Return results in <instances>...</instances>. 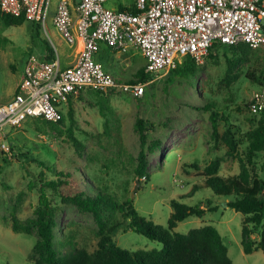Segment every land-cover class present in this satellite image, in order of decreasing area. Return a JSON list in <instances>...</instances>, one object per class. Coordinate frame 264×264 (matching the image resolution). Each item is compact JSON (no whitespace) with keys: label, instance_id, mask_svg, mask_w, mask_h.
Segmentation results:
<instances>
[{"label":"rangeland","instance_id":"rangeland-1","mask_svg":"<svg viewBox=\"0 0 264 264\" xmlns=\"http://www.w3.org/2000/svg\"><path fill=\"white\" fill-rule=\"evenodd\" d=\"M133 3L134 0H106L104 6L130 9ZM53 28L50 18L46 32L34 21L7 26L0 19V103L13 96L28 54L41 57L46 46L53 49L54 45L59 53L67 47L62 37V45L54 38ZM212 48V57L207 56L194 75L184 76L173 71L163 74L146 85L141 98L119 89L105 93L87 89L73 98L71 115L69 106L62 105V122L27 118L21 127L4 126L10 152L0 153V264H34L31 254L38 236L35 231L13 232L11 216L14 213L21 223L34 217L40 178L54 179L55 172L61 171L72 172L89 191L94 193L100 189L118 203L130 198L141 216L164 227L172 211V199L191 206L201 203L202 207L207 206L209 199L211 205L217 206L216 210L206 211L201 217L189 216L178 222L173 231L186 233L213 225L228 248L232 264H264L263 250L249 254L243 251V216L225 205L233 196L215 195L203 185V177L199 175L214 159H219L218 173L224 177L240 171L239 160L246 146L243 135L257 125L260 117L249 111L247 103L264 75V49L249 47L242 52L230 47ZM109 53L113 66L109 69L103 66L118 82L134 80L138 70H144L145 59L140 54L115 50ZM237 56L241 59L229 70L227 57ZM182 60V56L176 57L178 63ZM210 101L231 126L219 122L220 137L216 141L211 135L209 112L194 109H201ZM138 118L147 121L148 128L150 123L154 124L147 132L146 146L158 140L160 147L148 153L147 177H142L136 185L134 168L140 142L134 126ZM227 128L238 142V152L234 155L227 153L223 140ZM69 129L81 143L79 152L68 138ZM263 155L264 150L255 157L257 167ZM194 162L199 165L198 170L189 167ZM259 174L264 178V171ZM195 184L199 185L197 190L189 195ZM46 191L55 214L54 247L58 253L74 248L93 252L97 248V224L93 215L63 203L56 192ZM116 217L122 220L119 213ZM122 229L112 237L121 248H161L157 241ZM259 233L260 227L253 231L251 239L257 241Z\"/></svg>","mask_w":264,"mask_h":264},{"label":"built area","instance_id":"built-area-1","mask_svg":"<svg viewBox=\"0 0 264 264\" xmlns=\"http://www.w3.org/2000/svg\"><path fill=\"white\" fill-rule=\"evenodd\" d=\"M51 1L0 0L2 12L23 14L45 32L50 18L67 44L81 43L74 62L66 66L46 53L27 55L13 96L0 103V153L10 152L5 125L18 128L27 118L57 122L62 105L83 90L119 89L141 98L146 85L176 66L177 56L188 55L200 65L215 43L264 49V0H134V11L105 7L106 0H58L53 8ZM101 44L120 53L139 49L146 78L116 81L96 58ZM52 51L57 54L54 45ZM247 108L254 114L264 109V78Z\"/></svg>","mask_w":264,"mask_h":264},{"label":"trees","instance_id":"trees-1","mask_svg":"<svg viewBox=\"0 0 264 264\" xmlns=\"http://www.w3.org/2000/svg\"><path fill=\"white\" fill-rule=\"evenodd\" d=\"M119 8L124 9L123 7ZM130 10L134 11V8ZM0 19L7 26L21 25L24 21H28L23 14L11 15L1 10ZM212 47V49L230 47L240 49L242 52L249 49V46L244 43L229 45L215 43ZM43 53L47 54V59L54 58L50 47L46 46ZM207 56L212 57L211 49ZM240 59L239 56L234 59L227 57L228 69L231 70ZM197 66L199 65L186 55L180 63L176 61V66L167 73L173 71L184 76L194 75L198 69ZM136 77V79L129 82L144 80L146 78L144 70H138ZM262 78H264V75ZM73 98L71 96L67 102L69 115L72 111ZM201 107V109H194L209 112L211 135L216 141L220 137L219 122L229 125L228 119L217 110L212 101ZM257 115L260 116L257 125L247 130L243 135L246 146L243 157L239 160L240 171L235 175L224 177L218 173L219 159H214L205 165L199 174L203 177V185L210 188L215 195L233 196V199L226 201L225 205L236 212H240L243 216L241 244L246 254L258 249L264 252V178L259 174L264 171V155L260 167L255 164V157L264 150V109ZM62 120L61 113V117L57 122H62ZM146 123L147 121L138 118L134 126L140 142V150L134 168L138 183L142 177H147L148 153L160 147V141L158 140H152L146 146L147 132L154 127V124L150 123V128H148ZM229 127L231 126L229 125ZM68 134V138L79 152L81 143L72 135L70 129ZM223 140L227 145V153L230 155L237 154L238 142L230 128L225 130ZM189 167L199 169V165L195 162L191 163ZM55 174L54 179L40 178L38 204L34 210V217L26 223H21L14 213L11 216V230L13 232L31 234L35 231L38 236L32 247L31 257L34 264H232L228 256V248L213 225L208 224L193 228L186 233L173 231L178 222L189 216L201 217L206 211L216 210L217 206L211 205V200L207 199V206L202 207L201 203L191 206L172 199L170 201L172 211L167 225L164 227L141 216L134 208L130 198L118 203L113 196L102 192L100 189L94 193L89 191L70 171L55 172ZM198 186L193 185L189 195H193ZM47 189L56 192L63 203L73 204L79 211L93 215L97 224V248L93 252L89 253L83 249L74 248L64 254L58 253L54 247L55 214L51 200L47 195ZM117 213L122 216V220L116 217ZM124 225L127 228H123ZM258 227H260L259 239L254 241L251 239V234ZM120 229L123 231L130 229L157 241L161 244V248L137 250L121 248L115 245L112 238Z\"/></svg>","mask_w":264,"mask_h":264},{"label":"crops","instance_id":"crops-1","mask_svg":"<svg viewBox=\"0 0 264 264\" xmlns=\"http://www.w3.org/2000/svg\"><path fill=\"white\" fill-rule=\"evenodd\" d=\"M58 0H54L53 4L55 5V3L57 2ZM134 4V3H133ZM123 7L124 9H129L127 7H124V6H121ZM134 8V5L132 7V9ZM117 9H120L119 7ZM131 9V8H130ZM129 9V10H130ZM54 29V28H53ZM51 30V33L52 35L54 36V38L58 41H60V44L62 45L61 41L62 39L60 38V34L54 29V30ZM81 50V43L79 42V40H77V43L76 44H73V45H69L67 44V47L65 48H62V51L61 53L57 52L56 55H54L53 53V57H58V60L60 62V64L62 66H66V65H69L71 63L74 62L75 58L77 57V54L78 52ZM111 48H109L108 46H106L105 44H101L100 45V50L99 52L97 53L96 55V58L99 60V59H102L104 62L102 65H104L107 69L111 68L113 66V61H112V55H110L109 52H111ZM113 51V50H112ZM134 52V55L135 54H140L142 57L143 55L141 54V52L139 51V49H137L136 47H130L129 48V51L126 52V53H130V52ZM45 53H43L42 51V56L44 55ZM108 55V56H107ZM133 56V55H131ZM111 57V58H110ZM144 58V57H143ZM128 58H125V61H127ZM145 59V58H144ZM145 66V65H144Z\"/></svg>","mask_w":264,"mask_h":264},{"label":"water","instance_id":"water-1","mask_svg":"<svg viewBox=\"0 0 264 264\" xmlns=\"http://www.w3.org/2000/svg\"><path fill=\"white\" fill-rule=\"evenodd\" d=\"M136 185H138V182H137V184H136ZM132 195H133V194H131V197H132Z\"/></svg>","mask_w":264,"mask_h":264}]
</instances>
